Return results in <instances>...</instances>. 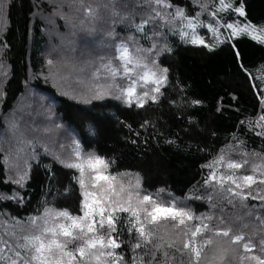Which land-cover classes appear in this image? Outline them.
<instances>
[{"label": "trees", "instance_id": "trees-1", "mask_svg": "<svg viewBox=\"0 0 264 264\" xmlns=\"http://www.w3.org/2000/svg\"><path fill=\"white\" fill-rule=\"evenodd\" d=\"M42 1L55 4L58 0H0V135L6 130L5 120L17 105L24 102V110L33 114L36 103L40 116L44 118L49 110L51 117L55 116L75 135L84 151L107 161L109 171L137 173L144 191L152 197L160 193L178 205L185 202L195 211L181 206L195 219L206 216L205 211L199 212L204 206L212 207L217 212L213 218L220 216L215 220L217 227H231L232 234L245 236L238 244L241 253L261 255L264 224L258 218H264V200L249 197L241 202L226 191L216 192L212 188L216 186L214 180L210 184L205 180L213 171L218 174L228 170V152L242 157L264 155V134H259L264 131L257 126L258 118L264 115V42L246 32L227 35L224 26L240 20L264 28V0H225L228 8H222L220 0H166L183 10L184 15L178 26L158 28L162 44L156 57L163 70L167 69L166 81L155 92L156 99L147 98L142 107L134 100L129 106L126 99L114 94L83 102L58 91L50 72L59 70L51 67L50 71L48 60L58 67L62 59L46 51V32L50 29L39 16L52 14L56 6L51 8ZM95 1L99 0H89V4L85 0H64L53 14L55 33L60 36L59 40L51 39L53 47L59 41L65 48L74 49L79 39L85 37L83 33L90 22L94 23L93 30L101 25L105 29V23H96V13L109 9H105V4L92 5ZM144 3L117 0L116 11L122 14L123 4L136 10ZM241 7L243 16L236 11ZM142 9L147 16L152 13L148 6ZM119 14L116 24L120 23ZM132 17L133 23L127 30L137 36L143 47H149L152 22L146 19L149 22L144 23L145 18L137 14ZM60 18L70 21L71 31L62 26ZM193 22L200 24L194 26ZM141 24L143 31L138 30ZM107 25L104 36H114L110 31L118 34L117 25ZM193 39L197 42L193 43ZM29 91L37 92L36 99L26 97ZM15 129L16 126L11 130ZM33 156L25 161L21 175L10 174L6 168L9 155L0 146V239L11 244L14 251L17 241L23 243L21 237L25 234L11 232L19 223L42 215L45 209H66L73 215L81 212L83 196L76 169L66 167L54 153L41 147L35 148ZM221 156L224 165L220 167L216 161ZM236 170L258 179L252 169ZM259 189L254 184L243 191H252L253 196L260 191L264 195ZM245 213L251 218H243ZM128 218L122 212L117 220L115 238L121 245L117 252L128 264H132L133 258L139 264L140 257L148 262L155 250L143 245L133 251L137 237L135 229L128 230ZM249 241L255 247L246 253L242 245ZM5 255L13 253L6 250Z\"/></svg>", "mask_w": 264, "mask_h": 264}, {"label": "rangeland", "instance_id": "rangeland-1", "mask_svg": "<svg viewBox=\"0 0 264 264\" xmlns=\"http://www.w3.org/2000/svg\"><path fill=\"white\" fill-rule=\"evenodd\" d=\"M89 0H85V4ZM137 1V0H135ZM141 2H145L143 5H138L136 10H133L129 7H123L121 10L122 14H119V22L116 24V16L112 14V6L108 3V0H99L98 3L101 5H108L105 7L106 10L105 13L97 11L96 17L97 22L96 23H105V29L109 26L107 25V22L109 24L114 23L118 27L116 29L119 31L118 34L113 33L109 37L107 35L104 36L103 32L105 31L104 26L96 27L95 30H93L94 23L90 22L88 27L86 28L87 32H84L83 35L85 36L83 39H79V43L75 44L74 49L68 48L58 41L56 46L51 45V39H58L59 35L55 33L56 24L53 21L54 12H58L60 6L64 2V0H58L56 3L49 4L46 1H42L41 3L46 6H56V9L51 14H45L43 15L39 14V16L43 19L44 23L47 25V29H50V32H46L47 40H48V46H46V51L48 53H51L49 55H52L56 59H58L57 56H59L62 60H59L58 67L54 66L52 63H49L50 71L51 67H55L56 70L58 69V73H52L50 72V79L53 81L54 85H56L60 90H57L59 92H62L63 94L67 95L68 97H71L75 100L87 102L91 101L93 99H101L107 95L114 94L116 97L124 98L121 95L120 88L112 87L110 89H106L103 94L97 95L98 91L102 90V86H106L108 84H118L121 88H125L128 86L129 83H131L132 79H136L138 74L142 75L145 71H148L149 69L154 71L158 77H164L166 76L165 72L163 71V68L158 64L156 54L161 49V36L160 31L158 28L161 25H166V27L171 26H178L181 22L182 16L176 15L177 8L174 7H164L163 4L157 5L154 3V0L152 3H149V0H140ZM97 1H95L92 5L98 4ZM165 3L169 4L166 0ZM170 5V4H169ZM130 6V5H129ZM145 6H148V8H151L152 13L148 16L145 13ZM99 9H102L98 7ZM181 10V9H180ZM101 11V10H99ZM183 11V10H182ZM159 12L160 15H157L156 13ZM140 18L149 19L152 22L153 31L152 35L150 37V46L149 47H143L139 39L135 34H133L130 30H127V27L133 23V17L132 15H136ZM61 17V15H60ZM92 17V15H91ZM115 18V19H114ZM3 19V17H2ZM114 19V20H113ZM61 20V18H60ZM191 20V19H190ZM62 26L64 24L65 27L68 28L69 31L72 30V27H68L70 25V21L67 20H61ZM2 22V20H1ZM194 26H197L200 24V22H193ZM228 24H232L234 28L237 29V33H239V29L243 28L246 24H251L255 27L256 31L253 32L249 30L248 33L251 36H257L259 40H264V32H261L260 29H262V26L235 20L232 22H227L224 24L226 28L227 35L233 34V29H230L227 27ZM210 26L213 27V22L210 24ZM261 27V28H260ZM115 28V27H113ZM77 30H75L76 32ZM81 33V30L77 31V34ZM105 44V45H104ZM120 45H126L129 49V53L132 57L138 58L140 60V66H137L135 63L127 65L129 69H131L130 75L126 76L124 73V61L117 59L119 57V46ZM77 48V49H76ZM76 49V50H75ZM70 61H76V64L73 62L67 63L65 60ZM111 62V68L112 70L117 72V75L115 77V81L112 80L109 70L104 68L103 65L108 64ZM146 64L147 68H144L143 65ZM165 82V81H164ZM163 82V83H164ZM57 83V84H56ZM158 85L151 82V80L145 82V81H138L136 86V94L137 95H143L144 92H148L149 96L145 97L144 100L147 98H150L155 95V91H153L154 88H156ZM160 86V85H159ZM36 93L34 91H29L28 94H26V97H34L36 99ZM40 98V96L38 97ZM125 99V98H124ZM41 101L46 102L45 99L41 98ZM135 101V99H134ZM45 107L47 106L46 103L43 104ZM27 105L24 102H21L19 105L16 106V108L11 113V117L7 120H5L6 123V130L3 131V133L0 135V146L3 148V150L9 155V162L6 161L7 164V172L10 174L13 173H21L23 172L25 161L27 159H33V153L35 152L36 147H41L42 150H45L49 153H54L55 157L60 160L63 164L65 162L69 161H76L77 158L75 157L74 148L76 145H79V150L81 153V159L86 158L88 155H95L92 152L84 151L78 141V139L75 137V135L65 126L62 125L58 119L50 116L49 110L46 113V116L43 118L38 114L37 108L38 105L36 103L33 105L34 113L31 114L29 111H25ZM32 110V107H31ZM19 121V122H18ZM31 122V123H30ZM12 123V124H11ZM15 130H11L12 127L15 128ZM257 126L261 131H264V121H261L259 118L257 120ZM37 136V137H34ZM97 156V155H95ZM99 157V156H98ZM101 158V157H100ZM227 163L229 161L241 163L242 167L239 168V170H245V169H252L254 165H259L261 167H258L256 170V173L258 175L257 179V185L259 186V190H264V185H261L259 181L261 179H264V175H261L262 172H264V155H247L242 157L241 155L237 154L235 155L232 152H228L226 154ZM103 159V158H102ZM244 161H247V163H244ZM220 167L224 165V160L222 162L216 163ZM102 169L103 175L109 177L107 181H96L95 175L96 170L90 169L87 164H85L84 167V174L83 177H81V173L79 170L77 171L78 176V182L82 178L84 180V188L80 189L81 192L87 191V192H93L96 194L97 198H101V193L103 191V195L108 197L111 201L117 202L119 204H122L124 206H127L128 204V198L129 194H131V204L133 207H135L138 210L143 209L144 207H149L150 205L145 202L144 204H141L138 202V200H142L143 196L149 195L146 191L142 188V183L139 175L135 172H126L122 171L120 173H112L109 171V167H103L99 166ZM235 173L236 176H241V172H238L236 169H229L223 173L216 174L217 178H219L221 175L227 176ZM20 174V175H21ZM19 175V176H20ZM18 176V177H19ZM215 185L212 186V188H215L216 192H219L218 189L219 185L214 180ZM231 184V181H225V187ZM102 186V187H101ZM232 187H235V185H232ZM114 190V191H113ZM264 192V191H263ZM138 194V195H137ZM162 194L156 193L152 197L153 200L157 201V203L163 204V205H170L174 201L168 198H165L163 196H160ZM83 196V195H82ZM160 196V197H159ZM159 197V198H158ZM84 200V196H83ZM92 197H89V202H91ZM176 203V202H175ZM178 207H183L181 205H184L187 207L185 202L180 201L181 205H178ZM204 206V205H203ZM216 207V205L214 206ZM184 208V207H183ZM189 210H193L191 207H187ZM220 208V207H219ZM185 209V208H184ZM212 207H206L204 206V209L200 210L199 212L205 211L207 217H211V219H205L204 223L209 224L210 228H216V222L215 220L218 219L220 216H216V218H213V215L217 212L212 210ZM54 211H62L57 209H51ZM188 211L187 209H185ZM197 212V213H199ZM122 212L118 211L113 213L114 216H120ZM126 213L128 216H130V213ZM44 213L40 216H43ZM77 216H82L83 213L80 212L79 214H74ZM192 215V214H191ZM99 219V217H96ZM243 218L250 219L251 216L248 213H245L243 215ZM51 219V217H50ZM185 223L189 227H194L197 224H200L201 221L199 219H191L188 220L187 217L184 218ZM179 220V217L177 218ZM29 220H26L22 223H19L16 226V229H13L11 232L13 234L15 233H25L24 235H31L33 234L32 226L29 223ZM59 223H65L70 224L71 221L65 220L64 218H59ZM38 223H42V221H38ZM140 223L148 224V221L144 219V213L141 212V221L137 222V227L140 226ZM171 221H168L167 223L160 222L155 225H149L148 228L145 229V231H152L154 233V236L151 238L152 242L147 244L146 246H150L151 249L155 250L154 245L156 244H164L165 248L162 250H166L169 253V256H174V259H171L168 261V264H189L190 261V255L187 251H185L183 254L180 252H177L175 248H167L166 244L167 242L175 241L177 247L181 246V242L187 237L183 235H178L183 229V225L180 226L179 229H174L172 227ZM116 228H117V221H116ZM78 231V230H77ZM107 225H105V230L103 233L105 235V239H107ZM23 235V236H24ZM90 236L92 234H89ZM205 235H211V233H205ZM137 242H141L138 234L136 233ZM112 238H115V232L112 233ZM61 241H63L64 237H59ZM116 239V238H115ZM202 239L201 236L197 237V242L199 243ZM214 243L212 246L205 249V258L201 260V264H209V261L211 260V257L213 253H217L220 249H227V257L229 264H241L240 257L241 256H251V254H243L240 252L238 245H232L230 243V238H224V237H213ZM24 242V241H23ZM118 243V241H117ZM142 242V246H143ZM76 245L71 244L68 246L69 250H72ZM138 248L137 250H139ZM174 250L176 252H174ZM107 251V249H105ZM162 251L156 252V260L152 262V264H157V259L162 258ZM6 253V251H5ZM4 253V254H5ZM115 253L117 255H120L117 252V249H115ZM98 254V251L97 253ZM77 257L79 259V256L77 254ZM140 257V256H139ZM165 258L163 257V260ZM107 260L108 264H112V258L111 257H101V260L98 262L92 257H88L89 264H103V262ZM151 260V259H149ZM148 260V261H149ZM6 264H9V262H6ZM36 264V262H34ZM65 264H67V258H65ZM81 264H83V261H81ZM123 264H128L126 260L124 259ZM144 264H148V262H144ZM215 264H219V262H215ZM243 264H252L251 260H244Z\"/></svg>", "mask_w": 264, "mask_h": 264}, {"label": "snow or ice", "instance_id": "snow-or-ice-1", "mask_svg": "<svg viewBox=\"0 0 264 264\" xmlns=\"http://www.w3.org/2000/svg\"><path fill=\"white\" fill-rule=\"evenodd\" d=\"M152 2L153 0H149V3ZM108 3L112 6V14L118 15L119 13L116 11L117 0H108ZM154 3L157 5L163 4L164 7H171V5L165 3V0H154ZM220 4L222 8L230 7V5L225 4V0H220ZM107 6L108 5L106 4L105 7ZM121 6L126 8L128 7V4H123ZM236 11H238L241 16L244 15L242 7L236 9ZM88 12L89 14H92L93 10L89 8ZM156 14L160 15L159 12ZM176 15L183 16L184 13L182 10L177 9ZM148 22V20L144 21V23ZM189 26H193L191 21H189ZM227 27L233 29L234 35L237 34V29L234 28L232 24H228ZM138 30L143 31V24L138 25ZM249 30L253 32L256 31L255 27L251 24H246L243 28L239 29L240 32H248ZM260 31L264 32V28L260 29ZM252 38L258 39L255 35ZM192 42L196 43L197 41L193 39ZM261 42H264V40H261ZM200 43H203V41H200ZM118 50L120 55L117 59L124 61V73L128 76L132 70L129 69L127 65L135 63L137 66H140V60L130 55L129 49L126 45H120ZM49 63H51V61H49ZM103 67L109 70L112 80L115 81L117 72L112 70L111 62L103 65ZM143 67L147 68V65L144 64ZM163 71L166 73L167 69H164ZM141 80L145 82L151 80L152 83L158 85L153 89V91L158 93L160 91L159 85L166 81V76L158 77L154 71L149 69L142 75L138 74L137 78L132 79L127 87L121 88L120 85L115 83L108 84L102 86V90L98 91L97 95L99 96L103 94L106 89L117 87L120 88L121 95L126 99L129 106L132 105L133 100L135 99L137 105L142 107L145 102L144 98L148 97L149 93L146 91L142 96L136 94L137 83ZM150 98L152 100L156 99L155 96ZM262 103H264V101H262ZM259 119L264 121V115ZM74 152L77 160L65 162L66 167L79 170L81 177H83L84 167L85 164H87L90 169L96 170V181H107L109 179V177L103 175L102 169L99 167L103 166L106 168L107 161L91 154L86 158L81 159L79 145L75 146ZM223 159L224 157L221 156L216 163L222 162ZM244 163H247V161H244ZM208 167H212V165H208ZM227 167L229 169H239L242 167V164L229 161ZM258 167L261 166H253V173L256 172ZM261 175H264V172H262ZM213 180L219 185L221 191H226L227 193H230L231 196L238 197L241 202L246 201L249 197L264 200V195H261L260 191H258L255 196H253L252 191L247 193L243 191L245 187L251 189L252 185L257 183L254 175L236 176L235 173H233L227 176L221 175L217 178L215 171H213L210 174V177L205 180V183L210 184ZM225 181H231V184L225 187ZM238 181H242L243 183ZM79 183L81 189H83L84 180L82 178L79 180ZM259 183L264 185V179H261ZM232 185H235V187H232ZM160 191L162 192L164 190L161 189ZM82 195L84 196L80 209L83 213L82 216L73 215L66 209L62 211L45 209L43 216L30 219L29 223L32 226L33 234L22 236L21 239L24 242L20 243L17 241L15 244V249L17 250L14 251L11 244L0 239V264H6V262H9V264H34V262H36V264H65V258H67V264H81V261H83V264H89L88 257H92L98 262L101 260V257H111L112 264H123L124 257L115 253V249L120 248L121 245L117 243L115 238H112V233L117 231L116 221L119 219V217L114 216L113 213L118 211L130 213L128 222L131 226L128 230L131 232L135 229V232L140 238L141 242H137L132 246L133 251L141 248L142 242L144 245L152 242L151 238L154 236V233L150 230L145 231L149 225H155L160 222L167 223L168 221L173 222L172 227L174 229H179L180 226L183 225V229L178 235H183L187 237V239L181 242L180 247H177L175 241L167 242L166 247L175 248V250L181 254L187 251L190 255L189 264H201V260L205 258V249L216 243L213 237L230 238V243L232 245H238L245 240L243 234H232L231 227L223 229L219 227L210 228L209 224L204 223V220H210L211 217H197L196 219H199L201 223L194 227H189L185 223L184 218L187 217L188 220L193 219L191 213L186 211L183 207H178L175 202L166 206L157 203V201L153 200L151 196L145 195L142 200H138V202L141 204L147 202L150 205V208L144 207L143 209L138 210L131 204V194H129L127 206L111 201L108 197L103 195V191L101 193V198H97L95 193L87 191H83ZM89 197H92L91 202H89ZM231 202L232 201L229 200V203ZM243 206L247 207L246 204ZM141 212L144 213V219L148 221V224L140 223V226L137 227V222L141 221ZM97 216L99 219L96 218ZM178 217L179 220H177ZM59 218L69 220L71 223H59L57 222ZM258 219L261 224H264V218ZM38 221H42V223H38ZM223 222V219H221V223ZM105 225H107V239H105L104 234H100L104 232ZM245 227H247V225H245ZM205 233H211V235H205ZM89 234L92 235L90 236ZM61 236L65 238L63 241L59 239ZM198 236L202 237L199 243L197 242ZM71 244H75L76 246L72 250H69L68 246ZM242 246L246 253H251L255 247L250 241L243 243ZM154 248L155 251L151 253L152 259L148 261V264H152V262L156 260V252L162 251L165 248V245L156 244L154 245ZM105 249H107V251H105ZM6 250L12 252L13 255H5L4 253ZM21 250L23 251V254ZM97 251L98 254H96ZM227 251V249H220L217 253H213L209 264H215L217 261L219 264H229ZM260 252L261 255L241 256V264H243L244 260L255 261V264H264V239H261L260 241ZM162 255L165 259L157 262V264H168L169 260L174 259V256L170 257L166 250L162 251ZM103 264H108V261L105 260ZM132 264H137L136 258H133ZM139 264H144L143 257H140Z\"/></svg>", "mask_w": 264, "mask_h": 264}]
</instances>
